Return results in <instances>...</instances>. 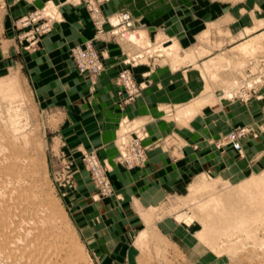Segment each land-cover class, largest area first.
I'll use <instances>...</instances> for the list:
<instances>
[{"label":"rangeland","instance_id":"374dc122","mask_svg":"<svg viewBox=\"0 0 264 264\" xmlns=\"http://www.w3.org/2000/svg\"><path fill=\"white\" fill-rule=\"evenodd\" d=\"M106 3L47 0L40 7H26L0 0V175L7 177L6 187L21 185L35 196L37 205L44 206L45 216L54 222L51 232L59 243L67 245L71 264H264V22L251 28L209 24L196 37L199 25L170 24L169 9L164 8L155 41L141 17L131 11L144 9L108 12ZM72 5L86 9L96 31L95 37L86 41L95 43L102 58L101 35L127 44L129 55L116 77L124 103L135 101L148 85L138 80L134 70L143 55L160 57L154 67L162 63L175 68L192 66V101L186 106L166 107V117L175 128L152 147L165 148L177 160L184 146L203 151L199 157L192 151L190 172L186 170L188 182L177 185L174 195L144 215L145 223L137 226L133 222L132 229L127 230L123 221L142 219L135 209H130L134 213L129 218L126 209L121 213L120 204L107 212L95 208L115 196L112 173L117 168L95 150L83 156L66 151L57 138L59 121L36 96L37 58L30 53L56 23L63 21L62 8ZM176 11L177 15L183 13V9ZM124 12L132 17L127 30L112 25ZM98 18L104 20L102 27ZM184 27L195 32L185 42L175 35L184 33ZM124 69L130 70L138 87L132 97L119 81ZM200 122L207 129L206 135L197 133ZM147 126L144 120L126 117L121 121L115 163L126 171L148 163L151 144L146 142L150 138ZM242 128L249 131L241 139L242 151H234L229 135ZM125 131L144 137V164L129 167L119 159L118 142ZM204 143L214 148L208 150ZM211 150L213 154H209ZM91 154L101 161L108 188L98 182L88 165L86 157ZM1 187L0 212L6 196V188ZM7 262L0 254V264Z\"/></svg>","mask_w":264,"mask_h":264},{"label":"crops","instance_id":"0c3cea01","mask_svg":"<svg viewBox=\"0 0 264 264\" xmlns=\"http://www.w3.org/2000/svg\"><path fill=\"white\" fill-rule=\"evenodd\" d=\"M12 1L20 6L40 7L47 0ZM105 5L109 8L108 12L122 8L144 9L131 11L136 17H141L139 20L146 24L149 37L155 41L163 22L161 9L164 8L169 9L167 21L170 24L181 22L200 26L196 33L184 27V33L175 34L184 42L191 40L194 33L196 37L201 36L209 24L221 27L225 23L240 24L244 28H251L254 24L264 22V0H107ZM171 9H174L172 13ZM175 9H183V13L177 15ZM62 11L63 21L56 23L52 32L43 36L37 49L30 53L33 58H37L34 68L39 73L38 83L35 84L36 96L47 112L59 121L57 138L61 139L66 151L71 150L83 156L84 152L95 150L102 159L117 168L112 173L115 196L105 199L100 205L96 204L95 208L107 212L116 209L114 205L120 204L121 213L124 212L122 209H126L125 215L129 218L134 213L131 210L135 209L136 215L139 214L142 219L136 217L134 221L131 219V223L123 221L127 230L132 229V224L138 226L145 223L144 215L174 195L172 191L177 185L188 182L186 170L189 171L191 167L192 147L184 146L183 155L177 160L165 148L152 145L175 128V124H171L166 117V107L191 103L192 66L184 64L175 68L162 63V66L154 67L160 62V57L143 55L134 70L138 80L147 81L148 85L135 101L124 103L118 92L116 77L124 66L123 60L129 55L127 44L119 43L108 35H101L98 44L103 54L104 71L94 77L88 73H79L73 60L72 48L95 37L96 31L83 6H66ZM126 117L147 121L150 133L146 141L151 144L148 163L144 168L132 171H126L115 163V139L121 121ZM187 123L188 133L191 134V121ZM201 126V122L196 125L197 133L206 135L207 129ZM210 146L213 147L204 143V148ZM202 151H193V154L198 156Z\"/></svg>","mask_w":264,"mask_h":264},{"label":"bare ground","instance_id":"6f19581e","mask_svg":"<svg viewBox=\"0 0 264 264\" xmlns=\"http://www.w3.org/2000/svg\"><path fill=\"white\" fill-rule=\"evenodd\" d=\"M0 176V185L7 192L1 202L0 254L8 260L7 264H71L67 245L59 243L51 232L54 222L45 216L44 206L37 205L35 196L21 185L7 188V177L4 178L3 173Z\"/></svg>","mask_w":264,"mask_h":264},{"label":"built area","instance_id":"2783aa9c","mask_svg":"<svg viewBox=\"0 0 264 264\" xmlns=\"http://www.w3.org/2000/svg\"><path fill=\"white\" fill-rule=\"evenodd\" d=\"M98 25L102 27L104 20L97 19ZM113 26H119L118 29L123 28L127 30L132 25V17L128 12L121 13ZM115 31V30H114ZM72 56L75 66L79 73L90 74L91 76L99 75L105 69V63L100 51L92 40L85 41L83 44L76 45L72 49ZM120 84L127 90L128 96L132 97L138 91L129 69H124L119 75ZM248 128H242L233 131L229 135V141L234 149L242 151V137H244ZM143 136L141 134L132 135L129 131H125L118 142L119 159L127 166H140L144 164L147 159L146 147L143 143ZM88 165L92 168L95 177L103 187L108 186V179L106 177L103 165L95 154L86 157ZM108 188V187H105Z\"/></svg>","mask_w":264,"mask_h":264}]
</instances>
